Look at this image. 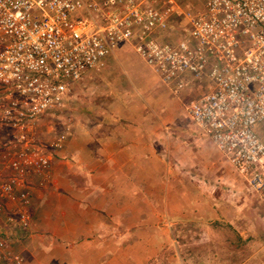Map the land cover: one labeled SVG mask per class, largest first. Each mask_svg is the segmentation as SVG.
Instances as JSON below:
<instances>
[{
    "label": "built area",
    "instance_id": "1",
    "mask_svg": "<svg viewBox=\"0 0 264 264\" xmlns=\"http://www.w3.org/2000/svg\"><path fill=\"white\" fill-rule=\"evenodd\" d=\"M125 46L198 89L189 121L264 205V0H0V264L50 169L32 130Z\"/></svg>",
    "mask_w": 264,
    "mask_h": 264
},
{
    "label": "rangeland",
    "instance_id": "2",
    "mask_svg": "<svg viewBox=\"0 0 264 264\" xmlns=\"http://www.w3.org/2000/svg\"><path fill=\"white\" fill-rule=\"evenodd\" d=\"M197 90L173 96L135 51L125 46L75 85L61 112L38 121L32 133L48 152V177L51 162L59 164L81 150L92 139L85 130L107 122V113L142 126L147 137L141 141L133 133L130 138L133 153L149 158V185L141 193L139 183L127 184L135 193L128 194L124 178L116 181L110 216L118 202L128 207L126 214L121 213L128 228L125 239L118 238L122 234L109 224L102 229L104 237L96 239L95 225L105 222L73 209L57 219L55 230L48 225V230L56 231V241L48 233L47 243L33 229L32 216L30 225L13 237L11 248L21 264H248L251 257L250 264H264V205L189 121L186 105ZM139 168H134V174ZM48 177L43 184H50ZM101 180H87L94 195ZM98 196L90 204L95 210L107 199L106 194ZM63 203L62 198L48 194V207ZM57 212L62 214L60 209ZM82 219L92 227L82 230ZM81 230L83 237L73 236ZM41 243L48 244V252Z\"/></svg>",
    "mask_w": 264,
    "mask_h": 264
},
{
    "label": "crops",
    "instance_id": "3",
    "mask_svg": "<svg viewBox=\"0 0 264 264\" xmlns=\"http://www.w3.org/2000/svg\"><path fill=\"white\" fill-rule=\"evenodd\" d=\"M106 118L108 119L107 122L97 123L85 130V133L92 139L90 142H86L87 144H84L81 150H75L71 155H67V159L60 161L59 164L57 161L51 162V170L48 177V180L51 181L50 184L48 185L47 181L41 188L40 186L36 188L39 189L37 190V198L34 203V206H36L35 213H33L34 215L32 214L33 229L36 232L38 231L36 233L38 237L46 240L47 243L48 233L49 237L53 241H56V231L54 230L57 226V223H55L57 219H63V213L65 215L73 209H78L77 211L79 212L92 213L94 214V218H99L101 222H105L95 225L97 233L93 234L96 239L104 237L102 234L104 233L102 232L104 224H109L115 232L116 230L119 231L122 235H119L118 238L125 239L124 237L127 236L128 228L124 226L127 225L126 216L122 219L121 213L125 212L124 214H126L128 207L122 206L124 204L118 202L116 213L110 216L111 207H115L113 191L117 189L116 181L120 178H124L126 182L125 192L128 194H135L131 186L127 187V184L128 186L133 185L134 182L141 185V190H138L139 192L142 193L147 189V185H149L147 168L149 158L142 154L135 155L133 153L134 144L130 138L134 133L142 141L147 135L143 127L138 126V124H128L118 117L108 115V113L106 114ZM118 132H122L123 136H120ZM107 148L110 150L108 153ZM64 151L65 149L61 153ZM138 162H140L138 166L141 169H137V172L134 174V168L138 167L134 164ZM97 177L102 179L100 183L101 188H95L94 195V187L88 186L87 180L96 179ZM50 193L52 194V198H62L64 203L61 206L57 205V208L54 206L48 207V194ZM101 194H106L107 199L102 203V206L95 210L91 206L92 202ZM57 209L62 211L61 215H59L60 213L57 212ZM144 217L146 216L144 215ZM48 225H52L54 230H48ZM79 227L82 230H86L92 226L82 219ZM82 230L73 236L83 237L84 232ZM30 237L32 236L30 235ZM59 239L62 240V237H59ZM40 247L48 252V244L41 243ZM251 260L252 257L248 260V264L251 263Z\"/></svg>",
    "mask_w": 264,
    "mask_h": 264
}]
</instances>
